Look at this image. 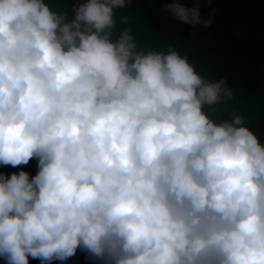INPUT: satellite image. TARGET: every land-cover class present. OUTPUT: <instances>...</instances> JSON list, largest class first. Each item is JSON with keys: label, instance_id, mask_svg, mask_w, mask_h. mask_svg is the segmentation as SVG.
<instances>
[{"label": "clouds", "instance_id": "9594fccd", "mask_svg": "<svg viewBox=\"0 0 264 264\" xmlns=\"http://www.w3.org/2000/svg\"><path fill=\"white\" fill-rule=\"evenodd\" d=\"M131 3L86 0L66 22L46 0H0V165L38 161L0 173V258L264 264V144L247 117H211L225 80L138 50L130 28L113 38ZM163 11L214 20L198 0Z\"/></svg>", "mask_w": 264, "mask_h": 264}, {"label": "trees", "instance_id": "16d2710c", "mask_svg": "<svg viewBox=\"0 0 264 264\" xmlns=\"http://www.w3.org/2000/svg\"><path fill=\"white\" fill-rule=\"evenodd\" d=\"M46 2L55 11L63 10L69 22L74 18L73 9L86 0ZM183 2L188 7L194 4V0ZM165 3L167 0H132L125 8L116 9L113 38L130 28L138 50L167 52L171 47L186 56L207 81L225 80L232 98L215 105L211 117L216 121L230 119L233 113L247 117L248 127L264 144V0H213L211 4L198 0L202 18L214 15L209 27L178 23L163 11ZM121 16L128 17L127 24L119 22ZM37 163L32 159L17 166L15 172L26 171L31 178L38 171Z\"/></svg>", "mask_w": 264, "mask_h": 264}, {"label": "water", "instance_id": "95a60500", "mask_svg": "<svg viewBox=\"0 0 264 264\" xmlns=\"http://www.w3.org/2000/svg\"><path fill=\"white\" fill-rule=\"evenodd\" d=\"M0 264H6L3 258H0ZM29 264H41L39 259H33L29 256ZM51 264H108L107 261L92 256L87 251L77 249L76 254L65 261L53 260Z\"/></svg>", "mask_w": 264, "mask_h": 264}, {"label": "rangeland", "instance_id": "374dc122", "mask_svg": "<svg viewBox=\"0 0 264 264\" xmlns=\"http://www.w3.org/2000/svg\"><path fill=\"white\" fill-rule=\"evenodd\" d=\"M11 168L12 169V171H16L17 170V167H15V168H13V167H11V166H3V165H0V169H1V173H3L4 175H8V174H10V171L8 170V168ZM13 173V172H12Z\"/></svg>", "mask_w": 264, "mask_h": 264}, {"label": "built area", "instance_id": "2783aa9c", "mask_svg": "<svg viewBox=\"0 0 264 264\" xmlns=\"http://www.w3.org/2000/svg\"><path fill=\"white\" fill-rule=\"evenodd\" d=\"M2 171H1V169H0V173H1ZM11 174H8V175H6V176H10Z\"/></svg>", "mask_w": 264, "mask_h": 264}, {"label": "crops", "instance_id": "0c3cea01", "mask_svg": "<svg viewBox=\"0 0 264 264\" xmlns=\"http://www.w3.org/2000/svg\"><path fill=\"white\" fill-rule=\"evenodd\" d=\"M10 174H12V173H10Z\"/></svg>", "mask_w": 264, "mask_h": 264}]
</instances>
